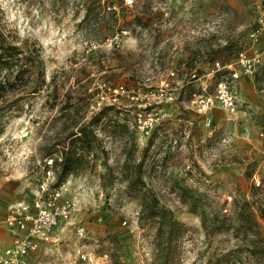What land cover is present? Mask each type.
I'll return each instance as SVG.
<instances>
[{"label":"rangeland","instance_id":"obj_1","mask_svg":"<svg viewBox=\"0 0 264 264\" xmlns=\"http://www.w3.org/2000/svg\"><path fill=\"white\" fill-rule=\"evenodd\" d=\"M263 8L264 0H0V25L35 42L46 83L0 115V228L9 230L11 205L38 194L44 146L54 140L61 104L78 102L88 118L100 108L90 103L109 104L115 86L135 92L162 80L176 86L172 102L162 104L169 116L149 137L133 128L140 101L116 95L112 115L125 124L123 132L98 127L103 151L96 149L93 165L61 184L75 213L58 223L51 242L38 243L29 264H111L114 253L121 264H152L155 223L141 218L144 192L184 225L173 264H264L259 209L252 207L258 238L243 235L234 212L235 200L264 202V29L251 36ZM239 51L261 62L240 77L234 110H213L206 127L192 103L203 79L192 81L188 73L210 70L212 56L226 62ZM217 77L208 80L209 92ZM125 157L143 158L142 189H126ZM182 187L191 190L185 201ZM12 237L10 229L8 242Z\"/></svg>","mask_w":264,"mask_h":264},{"label":"trees","instance_id":"obj_2","mask_svg":"<svg viewBox=\"0 0 264 264\" xmlns=\"http://www.w3.org/2000/svg\"><path fill=\"white\" fill-rule=\"evenodd\" d=\"M214 58L212 56L211 63L216 61ZM44 75V62L35 42L26 38L20 40L13 32L4 30L0 25V115L11 112L19 107L23 100L29 99L42 90L46 85ZM47 95H51V93ZM78 104V102L70 103L67 100L60 105L56 116L59 126L54 134V140L44 146L43 166L48 158L52 159L53 187L60 186L69 177L77 176L93 165L94 161L91 157H95V150L103 151V146L98 138L99 126L112 124V129L120 132H123L125 128V124L112 115L117 112L114 104L101 106L88 118L85 117V112L79 110ZM55 148H58L56 149L58 156L55 155ZM144 150L146 147L143 148ZM142 166V157L133 162L125 157L122 163L121 177L126 183V189H142L145 186ZM109 169L104 176L108 174ZM190 192L189 188L182 187L179 193L181 201H185ZM234 204L236 206L235 216L243 235L258 238V222L252 212V207L256 205L261 217L264 218V202L255 204L251 201L235 200ZM191 210H196L194 205L191 206ZM140 212L143 220H152L155 223L152 264H173L176 258L177 243L184 231L183 223L176 219L171 208L159 205L155 194L145 196L144 192V198L140 201ZM201 217L202 223L205 225L206 218L202 213ZM210 219L219 230L220 226L216 223L218 222L216 221L217 215L212 214ZM116 257L115 253L111 254V264H121Z\"/></svg>","mask_w":264,"mask_h":264},{"label":"built area","instance_id":"obj_3","mask_svg":"<svg viewBox=\"0 0 264 264\" xmlns=\"http://www.w3.org/2000/svg\"><path fill=\"white\" fill-rule=\"evenodd\" d=\"M127 4L131 0H125ZM257 27L251 32L255 37L264 29V8L257 16ZM261 62L258 54L249 55L244 51H239L229 62L219 60L211 63V69H204L202 73L192 70L188 77L192 81L203 79L201 92L195 94L192 103L194 111L198 114L203 124L209 127L212 122L211 112L220 108L226 111H233L236 106V94L238 81L242 75H251ZM170 76L174 71L168 72ZM215 75L218 77L214 81L213 91H208V80ZM176 86L170 85L168 81L162 80L158 88H147L143 92H135L125 89L122 85L112 88L109 104H114L117 100L116 95L125 94L133 100H139V108L133 116L134 130L145 137H149L154 127L163 119L169 116V113L162 106L163 103H171L174 99V90ZM131 93V95H129ZM90 103L92 109H98ZM115 105V104H114ZM193 120L188 121L191 127ZM263 135L262 133L260 134ZM54 171L52 168V159L48 158L43 166V176L37 184L38 194L31 201H20L8 208L5 222L9 229L13 230L12 243L10 246L0 251V264H29L27 257L35 252L39 242H51L54 239V230L61 220H68L76 211L75 202L66 197V190L62 185L53 187ZM256 186L260 185L258 179H254ZM81 255V258H84ZM52 264H68L61 260H55Z\"/></svg>","mask_w":264,"mask_h":264},{"label":"crops","instance_id":"obj_4","mask_svg":"<svg viewBox=\"0 0 264 264\" xmlns=\"http://www.w3.org/2000/svg\"><path fill=\"white\" fill-rule=\"evenodd\" d=\"M216 109H220V108H216ZM211 116H212V112H211ZM263 154H264V149H263ZM9 234H10V229L8 230V228L6 227L0 228V242L3 243V246L2 248H0V251L11 245L12 239L10 242H8L7 239Z\"/></svg>","mask_w":264,"mask_h":264}]
</instances>
